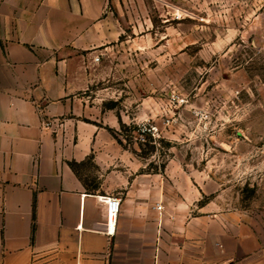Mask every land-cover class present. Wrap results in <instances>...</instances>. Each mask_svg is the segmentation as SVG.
I'll list each match as a JSON object with an SVG mask.
<instances>
[{
    "label": "rangeland",
    "instance_id": "rangeland-1",
    "mask_svg": "<svg viewBox=\"0 0 264 264\" xmlns=\"http://www.w3.org/2000/svg\"><path fill=\"white\" fill-rule=\"evenodd\" d=\"M114 13L121 35L85 95L118 161L90 155L76 172L99 193L111 169L149 177L156 207L197 227L200 262L264 264V0H119Z\"/></svg>",
    "mask_w": 264,
    "mask_h": 264
},
{
    "label": "crops",
    "instance_id": "crops-1",
    "mask_svg": "<svg viewBox=\"0 0 264 264\" xmlns=\"http://www.w3.org/2000/svg\"><path fill=\"white\" fill-rule=\"evenodd\" d=\"M118 6L0 0V264H209L197 227L156 209L149 177L111 169L99 193L70 164L118 161L106 125L86 118L85 95L95 58L121 35ZM241 238L235 251L245 254Z\"/></svg>",
    "mask_w": 264,
    "mask_h": 264
},
{
    "label": "built area",
    "instance_id": "built-area-1",
    "mask_svg": "<svg viewBox=\"0 0 264 264\" xmlns=\"http://www.w3.org/2000/svg\"><path fill=\"white\" fill-rule=\"evenodd\" d=\"M95 59L96 60H99V56H97ZM114 200L115 199H112L110 201L109 208L111 209V211L114 210V212L116 213L117 212V207H118L119 201H114ZM156 208H157L158 211H163L164 210V207L161 204H157V207Z\"/></svg>",
    "mask_w": 264,
    "mask_h": 264
},
{
    "label": "trees",
    "instance_id": "trees-1",
    "mask_svg": "<svg viewBox=\"0 0 264 264\" xmlns=\"http://www.w3.org/2000/svg\"><path fill=\"white\" fill-rule=\"evenodd\" d=\"M70 164H71L72 168H74V170H75V166L77 165V162L73 161Z\"/></svg>",
    "mask_w": 264,
    "mask_h": 264
}]
</instances>
